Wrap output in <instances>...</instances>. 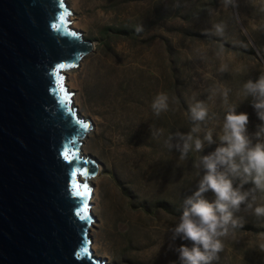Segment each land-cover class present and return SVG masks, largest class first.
I'll return each instance as SVG.
<instances>
[{"label":"rangeland","instance_id":"374dc122","mask_svg":"<svg viewBox=\"0 0 264 264\" xmlns=\"http://www.w3.org/2000/svg\"><path fill=\"white\" fill-rule=\"evenodd\" d=\"M66 1L69 27L92 47L62 77L76 113L96 130L110 112L130 138L132 150L138 153L141 148L144 163L130 170L132 179L125 183L106 169L94 131L77 140L76 154L92 160L97 169L78 177L91 189L87 197L91 254L102 264H180L176 249L191 247V241L173 239L171 229L182 214L183 199L196 190L204 174L200 169L198 175L196 167L200 156L220 144L226 111L222 90H231L228 101L236 105L237 114L248 115L246 127L253 143L264 123L252 106L253 98L243 96L244 83L264 74V0H234L229 8L222 0H179L180 7H174L177 0ZM221 22L227 26L223 36L214 28ZM138 25L143 27L139 33ZM225 64L227 71L220 72ZM160 92L168 94L169 110L157 117L151 103ZM195 100L208 106L210 118L204 129L215 130L216 142L205 143L199 153L193 147L187 159H181L165 141L170 134L191 131L189 109ZM156 130L162 134L152 135ZM177 142L173 139V144ZM252 187L247 183L242 190ZM205 195L209 201L215 199L211 191ZM257 195L253 207L264 204V195ZM235 215L245 223L234 237L225 239L218 264H264V219L246 210L245 204ZM117 227L128 230L130 241L142 244L130 252L142 262L133 261L108 239Z\"/></svg>","mask_w":264,"mask_h":264},{"label":"water","instance_id":"95a60500","mask_svg":"<svg viewBox=\"0 0 264 264\" xmlns=\"http://www.w3.org/2000/svg\"><path fill=\"white\" fill-rule=\"evenodd\" d=\"M91 49L65 0H0V264H102L88 245L92 217L80 219L88 196L75 195L79 175L96 172L76 154L93 130L59 87Z\"/></svg>","mask_w":264,"mask_h":264},{"label":"clouds","instance_id":"9594fccd","mask_svg":"<svg viewBox=\"0 0 264 264\" xmlns=\"http://www.w3.org/2000/svg\"><path fill=\"white\" fill-rule=\"evenodd\" d=\"M223 6L229 8L234 0H222ZM174 7H180L179 0ZM223 22L214 25L215 34L223 36L226 30ZM136 32L143 31L138 25ZM223 52V48L220 49ZM219 54V53H218ZM227 65H222L220 72L227 71ZM216 90H213L215 94ZM231 90L224 88L222 97L226 105L223 118L222 134L219 136L220 144L215 151L200 156L196 164L204 174L200 176L196 190L182 201V214L176 218L175 227L171 229L172 238L191 241V247L181 245L176 249L179 253L180 264H218L220 253L224 250V241L234 237L237 230L245 223L242 217L235 213L240 211L241 205H246L258 219H264V204L253 207L258 199V193L264 195V123L258 126L254 134L257 142L247 132L248 115L237 114L236 105L228 101ZM243 96L253 98V108L260 121L264 122V74L253 82L248 80L243 85ZM155 116L169 110V96L160 92L151 103ZM215 116V114H212ZM209 108L204 101L195 100L189 109V119L193 123L191 131L187 134L176 132L170 134L165 141L169 150L175 147L180 152L181 159H187L188 153L193 149L201 152L205 143L211 145L215 130L207 129L204 125L209 119ZM203 132V136L193 135ZM162 134V130L152 133L154 136ZM173 139L178 142L173 144ZM239 184H236V181ZM247 183L252 188L244 191ZM235 185V186H234ZM211 191L215 199L209 201L206 193ZM264 250V249H261Z\"/></svg>","mask_w":264,"mask_h":264},{"label":"bare ground","instance_id":"6f19581e","mask_svg":"<svg viewBox=\"0 0 264 264\" xmlns=\"http://www.w3.org/2000/svg\"><path fill=\"white\" fill-rule=\"evenodd\" d=\"M66 6H67V1H66ZM103 27H104V25H103ZM81 123H84V122H82V120H81ZM91 126H92V122H91ZM132 126H133V124H132ZM94 129H95V127H94ZM92 130H93V126H92ZM93 131H94V136L96 137V142H97L99 149H100L99 153L101 154L102 160L106 165V169L109 171L111 170V172H113V175H115V176L120 175L121 176L120 180L124 181L125 183H129L130 180L132 179L131 177L128 176V173L130 172V170L134 169V171H135L137 168H141L144 166V163L142 162L143 158L141 157V153H140L141 148L138 149V153L134 152L136 150L135 148H134L135 150H132V148L130 146L131 145L130 144L131 143L130 138L127 137L126 134H124L125 131L123 132V129H121L118 124H115L113 122L110 112L106 113L104 115L103 119H101L97 123L96 130H93ZM139 136H141V135H139ZM78 156H80V155H78ZM99 168H100V166H99ZM96 172H97V169H96ZM89 213H90V211H89ZM89 215L91 216V214H89ZM119 219L124 220L125 217L121 215L119 217ZM110 231H111V233L108 236V239L111 242L116 243V245L121 250H124L129 255H130V252L134 249V247H139V248L143 247L141 243L130 241L131 236H130V233L128 232L127 229L121 230L119 227H117V230L114 231L115 235L113 234V230H110ZM89 249L92 250L91 246L89 247ZM132 257L134 258V256H132ZM132 257L130 255V258H132ZM132 260L136 261V262H142L143 261V259H139V258H137V259L134 258Z\"/></svg>","mask_w":264,"mask_h":264},{"label":"snow or ice","instance_id":"6c2138e0","mask_svg":"<svg viewBox=\"0 0 264 264\" xmlns=\"http://www.w3.org/2000/svg\"><path fill=\"white\" fill-rule=\"evenodd\" d=\"M61 20H64V17H61ZM60 67L63 68L64 65H61ZM59 87H60L61 92H63L64 89H63V85H62V78H61V81L59 82ZM85 127H87V125H85ZM82 174L86 175L87 173L85 172V173H82ZM73 175L75 176V173H73ZM75 187H76L75 195L80 196V197L90 196L91 189L88 187V185L86 183L83 186L77 184ZM80 219L81 220L89 219L88 207H87V202L86 201H85L84 207H82L80 209Z\"/></svg>","mask_w":264,"mask_h":264}]
</instances>
